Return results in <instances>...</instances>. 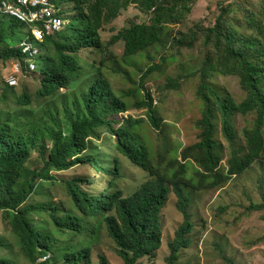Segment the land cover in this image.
I'll return each instance as SVG.
<instances>
[{"label":"trees","instance_id":"16d2710c","mask_svg":"<svg viewBox=\"0 0 264 264\" xmlns=\"http://www.w3.org/2000/svg\"><path fill=\"white\" fill-rule=\"evenodd\" d=\"M60 9V14L70 20V26L60 33L47 37L43 44L44 57L39 80V95L44 99H60V110L50 111L44 108L43 118L51 124L43 122L46 137L52 142L48 149L40 145L41 168L30 169L27 162L31 154V146L38 144L37 134L32 137L19 135L18 128L11 124L0 125V210L9 218L11 232L19 238L23 257L30 264L46 255L60 250L54 234L46 232L42 226L34 223L32 215L46 214L52 228L66 236H79L84 230V218H95L101 215L107 236L118 249V256L123 264H137L144 258H151L162 245L161 211L164 208L169 192L175 197V208L181 214L182 221L167 243L168 255L165 264H178L179 253L191 246L193 224L189 211L190 199L184 191L185 186L192 183L181 174L172 178L157 174L152 167L150 152L136 135L142 124L141 119L123 117L116 123L118 116L126 114L127 101L117 97L108 79L97 77L95 81L80 92L59 96L62 90H68L76 72L75 56L82 52L103 53L101 32L105 25L112 23L123 10L131 5L141 13L150 14L147 23H132L112 37L109 46L124 42V59L148 51L150 48L164 46L170 39L168 26L179 22L178 0H51ZM188 11L192 0H183ZM69 5L73 16L63 7ZM233 11L232 6L222 7L221 14L211 27L201 28L205 47H209L204 67L199 76L197 97L202 103V114L196 127L200 130L199 142L184 148L181 152L183 160H192L197 166L196 174L201 178H213L211 186L224 183L231 175L244 172L259 158H263L264 138V41L254 35L238 33L232 23L227 21ZM247 27L257 31L264 37V31L255 25V15L247 14ZM13 32V34H12ZM199 32L190 31L171 38L178 47H193ZM27 35L26 26L18 21L3 17L0 19V44L5 47L2 57L10 64L23 57L17 48L19 42ZM18 37L17 46L6 45L10 37ZM190 38V40H188ZM157 66L150 67L144 73L141 83ZM236 76L246 96L235 102L229 95H220L208 83L209 74ZM100 76L102 75L99 71ZM33 75H39L35 73ZM167 89H178V80L171 79ZM16 88H8L14 90ZM143 89L136 90L137 96ZM19 104L29 108L31 102L28 95L19 98ZM134 108L144 111L148 125L154 131H160L162 121L152 107L149 94L140 100L135 99ZM254 113V127L243 129L245 152L238 156L232 150L228 159L227 171L219 170L220 147L213 135L215 120L219 119L224 138L233 143L235 132L232 118L236 114ZM105 127L107 133L115 140V149L130 163L146 172L150 178L143 182L134 192L124 196L121 190L109 193L101 191L92 194L81 188L86 180L77 177L63 181L70 206L63 209L57 206L26 203L33 194L37 181H54L51 172H62L77 165L88 164L97 173L112 174L117 178V163L114 170H108L90 156L89 139L96 140V129ZM116 127V128H115ZM65 129V130H64ZM66 131V133H65ZM90 184V182H88ZM264 208L261 204L251 203L249 209ZM71 210V211H69ZM4 247L0 237V248ZM63 248V264H89L91 250L89 246ZM221 258L227 264L233 262L223 254ZM0 264H14L10 259L0 258ZM39 264H46L45 261ZM98 264H109L107 258L98 255Z\"/></svg>","mask_w":264,"mask_h":264},{"label":"rangeland","instance_id":"374dc122","mask_svg":"<svg viewBox=\"0 0 264 264\" xmlns=\"http://www.w3.org/2000/svg\"><path fill=\"white\" fill-rule=\"evenodd\" d=\"M179 22L169 25L170 40L161 47L150 48L132 59H124V42L116 45L109 43L120 30L132 23H147L151 15L143 14L131 5L110 24L105 25L101 32L106 49L103 53L93 54L82 52L75 56L76 72L74 80L68 90H62L59 96L68 95L88 89L97 77L109 80L114 93L127 101L129 111L116 118L120 122L123 117L141 119L136 135L140 142L150 152L152 167L159 175L172 178L181 174L185 180L192 183L185 186L184 191L190 199L189 211L193 224L192 240L188 249L179 253L178 264H227L223 254L233 264H264V208L250 210L251 203L264 202V156L256 159L249 168L238 175H231L228 180L217 186H211L213 178H201L196 174L198 166L192 160H183L181 152L184 148L199 142L200 130L196 127L201 118L202 103L197 97L199 76L209 47L203 44L204 37L201 28L211 27L221 14L222 7L232 6V13L227 21L237 29L238 33L254 35L264 41V37L257 31L249 30L247 14L255 15V25L264 31V0H192L188 9L183 0H178ZM73 16L71 7H63ZM190 31L199 32L193 47H178L171 41L179 34ZM13 34V32H12ZM190 40V38H188ZM18 37H10L6 45L17 46ZM4 45L0 44V125L11 124L18 128V134L31 138L37 134L38 144L31 146L30 158L27 167L39 169L43 162L40 156V145L48 149L52 142L46 137L43 122L51 127L43 116L44 108L49 106L50 111L60 110V99H44L39 95L41 79V64L38 63L39 75H23L19 77V87L7 90L5 79L11 70L10 62L2 57ZM157 66L152 73L141 83L148 68ZM99 71L102 75L100 76ZM208 83L220 95H229L235 102H240L246 96L239 79L236 76H222L208 73ZM178 80V89H167L165 84L171 80ZM143 86L140 96L136 90ZM149 94L152 107L157 117L162 121L160 131H154L147 122L144 111L136 110L133 106L135 99L140 100L144 94ZM22 95L30 97L29 108L19 104ZM256 115L236 114L232 118L235 137L229 144L224 138L219 119L215 120L213 138L220 147L219 170L225 173L228 159L232 150L241 156L245 150L243 129L254 127ZM116 128V127H115ZM65 130V129H64ZM264 138V124L261 129ZM66 133V131H65ZM97 139H89V150L85 156L96 160L108 170H114L117 163V178L112 174L97 173L88 164L77 165L62 172H51L54 181H37L33 194L26 203L55 205L60 209L69 207V199L63 181L80 177L86 182L81 188L92 194L101 191L109 193L121 190L124 196L130 195L150 176L130 163L115 149V140L107 133L105 127L96 129ZM264 155V153H263ZM90 182V184L88 183ZM71 211V210H69ZM37 230L44 227L46 232L54 234L59 242L60 249L50 254L46 264H63V251L67 247L80 248L89 246L91 261L89 264H98V255L103 254L109 264H123L118 256V249L107 236L101 215L95 218H84V230L79 236H67L57 233L52 228L46 214L32 215ZM181 214L175 208V197L169 192L167 202L161 211L162 245L151 258L144 257L137 264H165L168 255L167 243L173 238L174 232L181 224ZM0 237L4 247L0 248V258L10 259L14 264H30L22 255L19 238L11 232L9 218L0 210ZM42 258V257H41ZM40 258L35 264H39ZM84 264V263H82Z\"/></svg>","mask_w":264,"mask_h":264},{"label":"built area","instance_id":"2783aa9c","mask_svg":"<svg viewBox=\"0 0 264 264\" xmlns=\"http://www.w3.org/2000/svg\"><path fill=\"white\" fill-rule=\"evenodd\" d=\"M3 17L14 19L26 26L29 35L20 42L19 49L26 56L24 68L27 72L38 69L39 45L69 24L62 19L60 9L51 0H0V19ZM21 68L19 63L12 65L11 72L6 77L9 87L19 86ZM46 258L47 256L42 257L41 261Z\"/></svg>","mask_w":264,"mask_h":264},{"label":"clouds","instance_id":"9594fccd","mask_svg":"<svg viewBox=\"0 0 264 264\" xmlns=\"http://www.w3.org/2000/svg\"><path fill=\"white\" fill-rule=\"evenodd\" d=\"M51 2H53V1H51ZM61 15V14H60ZM61 17H62V19L64 20V21H67V22H69V24L65 27V28H67L68 26H70V20L69 19H66V18H64L62 15H61ZM64 28V29H65ZM63 29V30H64ZM62 30V31H63ZM60 33V32H59ZM57 34V33H56ZM29 35V33H28V31H27V35L26 36H28ZM26 36H24L23 38H22V40L26 37ZM21 40V41H22ZM20 41V42H21ZM20 42H19V44H20ZM45 42V41H44ZM19 44H18V49H19ZM44 44V43H43ZM43 44H41V45H39V49H40V56H39V58H38V60H37V66H38V63H40L41 64V68L43 67V60H42V58L44 57V47H43ZM19 51H20V49H19ZM20 53H21V51H20ZM22 57H23V61H25L26 60V56H24V55H22V54H20ZM15 63H19L20 65H21V69H22V71H21V75L20 76H23V75H33V74H35V73H38L39 74V72H38V70L39 69H37L35 72H27L26 71V69L24 68V62H23V64H21L20 63V61H17V62H14V63H12V65L13 64H15ZM11 64H9V66H10ZM12 65H11V69H12ZM10 72H11V70H10ZM10 72H9V74H10ZM9 76V75H8ZM7 76V77H8ZM19 76V77H20ZM5 83H6V79H5ZM19 83H20V80H19ZM6 86L10 89L11 87H9L8 85H7V83H6ZM19 86H17V87H14V88H18ZM13 89V88H12ZM47 256V258H48V255H46ZM44 257V256H43ZM46 258V259H47ZM40 261H41V258H40ZM45 261V260H44Z\"/></svg>","mask_w":264,"mask_h":264}]
</instances>
